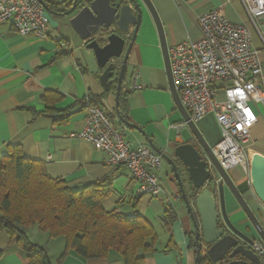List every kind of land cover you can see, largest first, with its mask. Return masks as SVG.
<instances>
[{"label":"crops","instance_id":"crops-1","mask_svg":"<svg viewBox=\"0 0 264 264\" xmlns=\"http://www.w3.org/2000/svg\"><path fill=\"white\" fill-rule=\"evenodd\" d=\"M46 1L50 7L70 2ZM151 2L164 27L168 48L198 40L201 36L198 18L214 9L222 10L232 23L247 27L253 47L260 51L262 74L258 82L264 90V52L240 0ZM48 17L46 40L35 35L22 36L11 23L0 25V159L12 146L20 145L26 157L45 164L50 178L63 180L68 187L81 189L108 179L112 191L102 203L104 208L128 217L142 216L152 226L156 240L152 242L149 238L150 248L137 251L136 255L142 258L139 264H198L194 225L170 165H164L163 160L158 173L161 196L138 197L125 166L109 167L106 155L98 147L71 136L83 130L82 105L93 99L107 112L115 128L125 133L131 147H150V140L156 149L172 157L175 148L194 141L190 128L182 127L185 120L170 91L158 30L150 13L144 10L119 97L121 116L140 128L148 139L121 121L116 108V84L110 92L104 90L100 83L102 70L94 52L87 49L74 31L62 29L58 19L49 14ZM134 83L138 89L131 93ZM258 109V123L247 146L252 160L264 156V106L259 105ZM196 125L211 148L220 142L221 129L213 115ZM242 172L244 178L235 183L264 228V205L251 187L250 171L242 169ZM167 210L174 212L173 220H166ZM227 212L240 230L250 227L248 217L230 193ZM26 235L45 249L50 264H126L115 251L108 257L85 259L67 249L65 238H53L36 226L26 230ZM0 252V264H29L6 229H0Z\"/></svg>","mask_w":264,"mask_h":264},{"label":"built area","instance_id":"built-area-1","mask_svg":"<svg viewBox=\"0 0 264 264\" xmlns=\"http://www.w3.org/2000/svg\"><path fill=\"white\" fill-rule=\"evenodd\" d=\"M174 1L179 4V0ZM240 1L264 52V0ZM5 23H11L22 36L49 38L48 12L39 0H0V25ZM197 23L201 32L198 40L168 48L176 91L193 123L210 114L215 117L222 138L211 149L220 167L228 173L235 168L250 171L253 160L247 146L258 123V106H264V90L258 82L262 74L260 51L253 47L250 30L229 21L222 10L202 14ZM137 89L134 83L130 92ZM82 109L84 128L71 136L98 147L109 167L125 166L136 187L135 195L161 196L158 173L162 157L147 145L131 147L107 112L90 100ZM182 127H189L188 122ZM254 251L263 256V243L257 242Z\"/></svg>","mask_w":264,"mask_h":264},{"label":"water","instance_id":"water-1","mask_svg":"<svg viewBox=\"0 0 264 264\" xmlns=\"http://www.w3.org/2000/svg\"><path fill=\"white\" fill-rule=\"evenodd\" d=\"M39 1L49 15L58 19L62 29L74 31L87 44V49L94 52L102 70L100 83L104 90L110 92L116 84V108L121 121L147 139L140 128L121 117L119 97L127 63L144 19V10L150 13L158 30L170 91L177 108L188 122L194 141L175 148L172 157L156 149L150 140L149 145L170 165L178 183L195 229L197 263L263 264V256L254 251V246L257 242L264 245V228L235 181L220 167L211 146L181 104L171 72L164 27L151 0H70L55 7H50L46 0ZM250 175L251 187L264 205V156L258 155L253 159ZM227 193L248 217L251 228L246 231L234 226L228 217Z\"/></svg>","mask_w":264,"mask_h":264},{"label":"trees","instance_id":"trees-1","mask_svg":"<svg viewBox=\"0 0 264 264\" xmlns=\"http://www.w3.org/2000/svg\"><path fill=\"white\" fill-rule=\"evenodd\" d=\"M90 102L101 108L93 99ZM111 191L108 179L81 189L68 187L65 181L50 178L44 163L26 157L20 145L12 146L0 159V229L7 230L29 264H50L45 249L26 235L35 226L53 238H65L67 249L85 259L115 251L126 264H139L137 251L150 248L149 238L156 240L152 226L142 216L106 210L102 203ZM165 215L166 220L175 218L172 210Z\"/></svg>","mask_w":264,"mask_h":264},{"label":"rangeland","instance_id":"rangeland-1","mask_svg":"<svg viewBox=\"0 0 264 264\" xmlns=\"http://www.w3.org/2000/svg\"><path fill=\"white\" fill-rule=\"evenodd\" d=\"M257 35V34H256ZM258 37V36H257ZM261 43V41H260ZM261 46H262V43H261ZM167 162H164V165L168 166L167 164H165ZM169 167V166H168ZM230 177L234 180V181H237V180H240V179H243L244 176H243V172H242V169L241 168H235L233 169L231 172H230ZM245 200V199H244ZM246 201V200H245ZM228 217L230 218V216L228 215Z\"/></svg>","mask_w":264,"mask_h":264},{"label":"flooded vegetation","instance_id":"flooded-vegetation-1","mask_svg":"<svg viewBox=\"0 0 264 264\" xmlns=\"http://www.w3.org/2000/svg\"><path fill=\"white\" fill-rule=\"evenodd\" d=\"M238 189H239V187H238ZM240 190V189H239ZM226 202H227V195H226ZM248 228H251V225H250V227H248ZM246 231V230H245Z\"/></svg>","mask_w":264,"mask_h":264}]
</instances>
